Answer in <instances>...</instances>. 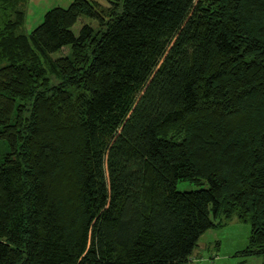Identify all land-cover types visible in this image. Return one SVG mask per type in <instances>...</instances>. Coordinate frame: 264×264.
<instances>
[{"label":"trees","instance_id":"16d2710c","mask_svg":"<svg viewBox=\"0 0 264 264\" xmlns=\"http://www.w3.org/2000/svg\"><path fill=\"white\" fill-rule=\"evenodd\" d=\"M20 1L0 0V264H186L234 215L264 264V0H72L29 33Z\"/></svg>","mask_w":264,"mask_h":264},{"label":"rangeland","instance_id":"374dc122","mask_svg":"<svg viewBox=\"0 0 264 264\" xmlns=\"http://www.w3.org/2000/svg\"><path fill=\"white\" fill-rule=\"evenodd\" d=\"M72 0H21L20 6L26 12L25 24L22 31L29 33L43 19L44 13L52 7H67ZM107 6V0H96ZM83 23H91L94 21L79 17L72 26V30L77 34ZM68 46L54 52L52 57L65 55ZM7 146L0 141V152L3 153ZM206 181L200 184L190 180H178L176 189L179 191L194 190L200 187H206ZM250 225L242 222L234 215L225 225L217 228H211L200 236L197 245L192 251L186 264H261L262 256H244L240 251L247 245Z\"/></svg>","mask_w":264,"mask_h":264}]
</instances>
